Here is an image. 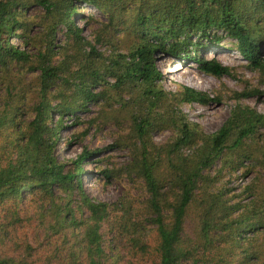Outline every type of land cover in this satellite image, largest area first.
Wrapping results in <instances>:
<instances>
[{"label":"trees","instance_id":"obj_1","mask_svg":"<svg viewBox=\"0 0 264 264\" xmlns=\"http://www.w3.org/2000/svg\"><path fill=\"white\" fill-rule=\"evenodd\" d=\"M76 2L107 17L92 40ZM32 3L50 16L41 36L26 16ZM109 29L131 35V45L123 49ZM226 38L264 78V0H0V264H264V112L243 102L264 90L233 91L229 117L208 133L182 105L222 97L185 84L168 90L158 62L167 55L233 75L207 57ZM92 104L99 113L73 138L107 120L120 134L61 159L62 130L84 122ZM117 105L108 117L105 107ZM156 132L170 134L158 142ZM119 147L129 162L99 171L107 182L141 180L140 202L94 199L85 186L86 162ZM242 168L256 175L233 194L222 180Z\"/></svg>","mask_w":264,"mask_h":264},{"label":"rangeland","instance_id":"obj_2","mask_svg":"<svg viewBox=\"0 0 264 264\" xmlns=\"http://www.w3.org/2000/svg\"><path fill=\"white\" fill-rule=\"evenodd\" d=\"M75 4L80 5V10L85 15L84 18L77 16L76 22L84 27V35L92 40L96 32L107 23V17L94 6L88 5L87 3L76 2ZM91 14L94 15L92 16L93 19L88 17ZM47 15L45 7L37 3H32L27 8L26 16L30 23H32L31 33L33 35L41 36L43 34L45 24L50 21V16ZM65 31V27L60 25L57 33L59 40L65 39ZM109 32L112 35H116L115 37L121 42L123 49H127L131 45L133 39L131 35L127 33L117 34L110 29ZM13 42L19 43V40L13 38ZM230 42L231 40L226 38L221 41L223 47L215 46L207 53V57H217L223 64L231 67L233 75H226L222 78L201 72L195 61L184 62L167 55H160L158 59L159 66L165 76V87L168 90H178L181 84H185L203 90L211 96L222 97L221 101H213L206 106L198 103L182 105L183 111L187 113L189 118L192 121L199 122L208 133L217 131L229 117L232 107L236 104V101L232 97L233 91L240 92L246 87L264 90V78L262 75L257 70L250 69L239 52L228 49L231 45ZM101 49L104 50V48ZM183 70L188 71V73L183 74ZM36 76L32 72L26 74V80L30 85H35L28 93L29 98L33 97L36 89ZM243 102L256 108L259 112H264V96L260 98H246L243 99ZM119 107L120 105L115 106V108L106 106L105 110L108 117L116 114L117 111L115 109ZM100 108L101 105L92 104L90 106V112L80 113V117L84 122L72 123V119L70 122L71 125L62 130L63 139L59 142L58 150L61 159H75L83 151L85 146L94 149L113 144L114 140L120 134V130L112 120H107L106 124L100 128V131L93 126L84 139L73 138L74 134L81 133L87 127L88 120L97 115ZM169 134L168 132H156L154 137L158 142H162L165 141ZM65 139H72V143L69 145ZM129 160L130 150L119 147L107 149L96 158L86 162L85 168L87 172L84 182L94 199L112 202L122 196H128L134 199V201L140 202V199L146 196L145 188L141 180L129 179L124 174L107 182L99 171V168H103L105 165H115L113 167L116 168L117 166L127 164ZM246 163L253 164L250 160H247ZM219 166L220 163L218 162L213 167V170L219 168ZM244 170L245 168H242L231 176L230 173L225 172L222 181L223 183H227L228 187L235 188L233 194L241 193L243 188L252 182L257 171V169H250L247 175L243 177Z\"/></svg>","mask_w":264,"mask_h":264},{"label":"bare ground","instance_id":"obj_3","mask_svg":"<svg viewBox=\"0 0 264 264\" xmlns=\"http://www.w3.org/2000/svg\"><path fill=\"white\" fill-rule=\"evenodd\" d=\"M188 73V71H186V70H183V74H187Z\"/></svg>","mask_w":264,"mask_h":264}]
</instances>
